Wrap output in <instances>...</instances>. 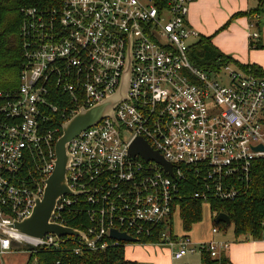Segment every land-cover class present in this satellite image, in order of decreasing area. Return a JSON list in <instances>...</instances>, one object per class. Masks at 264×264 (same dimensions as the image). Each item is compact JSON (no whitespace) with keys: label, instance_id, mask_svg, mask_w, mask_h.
I'll return each mask as SVG.
<instances>
[{"label":"built area","instance_id":"built-area-1","mask_svg":"<svg viewBox=\"0 0 264 264\" xmlns=\"http://www.w3.org/2000/svg\"><path fill=\"white\" fill-rule=\"evenodd\" d=\"M194 1L62 0L53 9L25 11L20 85L0 90L1 254L58 251L70 237L78 252L149 244L142 240L158 236V244L178 249L176 260L203 250L218 257L229 246L174 235L181 180L188 172L202 176L193 196L205 205L211 197L236 195L230 180L247 176L253 161L264 158L255 149L264 147V78L230 64L215 73L193 64L189 46L200 35L187 19ZM130 56L128 97L113 117L69 142L66 177L73 193L59 198L50 221L70 227L72 214L79 226L70 228L83 234L16 229L44 195L63 124L118 91ZM137 138L172 165V174L130 154ZM114 230L135 241L113 238Z\"/></svg>","mask_w":264,"mask_h":264},{"label":"trees","instance_id":"trees-1","mask_svg":"<svg viewBox=\"0 0 264 264\" xmlns=\"http://www.w3.org/2000/svg\"><path fill=\"white\" fill-rule=\"evenodd\" d=\"M160 5H166L168 0H157ZM62 0H0V90L12 91L20 85L22 65L25 59V36L22 25L25 11L31 8L53 9ZM264 0H259V7L239 15L259 14ZM251 48H261L262 44L251 42ZM189 56L193 64L200 68L212 69L218 72L227 64H234L240 70L251 72L264 78V69L256 64H242L231 55L219 50L213 43L211 36H200L191 40ZM62 124V123H61ZM60 126V123H59ZM202 176L188 172L181 180L180 218L183 228L189 232L192 227L203 219L205 204L193 196L194 192L202 188ZM236 190V195L230 199L211 197L208 206L213 216L225 213L231 221L230 227L226 223H215L220 232L233 229L235 240H256L264 235V158L253 161L252 170L247 176L239 175L230 180ZM67 217L70 227L79 226V221ZM172 229V227H171ZM172 231V230H171ZM158 236L144 238L143 243H157ZM80 244L70 237L66 249H40L30 254L27 264H140L138 261L126 257L125 246L109 247L108 249L89 250L79 249ZM22 250V249H21ZM201 264H232L222 252L218 257L201 251Z\"/></svg>","mask_w":264,"mask_h":264},{"label":"crops","instance_id":"crops-1","mask_svg":"<svg viewBox=\"0 0 264 264\" xmlns=\"http://www.w3.org/2000/svg\"><path fill=\"white\" fill-rule=\"evenodd\" d=\"M258 7L259 0H195L190 5L187 23L200 36H211L212 43L223 53L231 55L242 64H256L264 69V5L259 14L235 16ZM254 33L259 34L258 38L252 37ZM251 42L262 44L263 47L251 48ZM226 232L196 237L193 241H227L229 246L221 253L224 252L232 264H264V238L236 241L234 232L227 237ZM221 234L225 236L222 238ZM140 250L138 254L129 257L125 249L126 257L147 264H178L177 261L186 256L176 260L170 249ZM21 252L13 249L0 253V264H27L28 254L23 255Z\"/></svg>","mask_w":264,"mask_h":264},{"label":"water","instance_id":"water-1","mask_svg":"<svg viewBox=\"0 0 264 264\" xmlns=\"http://www.w3.org/2000/svg\"><path fill=\"white\" fill-rule=\"evenodd\" d=\"M131 79V56L127 69L123 75L121 85L116 93L105 98L100 103L90 107L81 108L80 111L63 124V134L56 143V166L53 173L45 181V191L43 197H37L33 213L21 222L15 223V228L25 231L31 235L43 236L47 233L57 235L83 234L70 227H62L50 221L59 198L66 193H73L67 181V165L70 160L69 142L75 138L82 130L97 124L106 117H113L116 106L128 97V89ZM256 150H264L263 146L255 147ZM130 154L141 155L146 161L154 160L162 164L166 171L172 174V165L167 162L158 152L154 151L142 138H137L130 147ZM215 223H226L230 227L231 221L225 213H220L214 218ZM112 237L132 242L135 239L117 231H112Z\"/></svg>","mask_w":264,"mask_h":264},{"label":"rangeland","instance_id":"rangeland-1","mask_svg":"<svg viewBox=\"0 0 264 264\" xmlns=\"http://www.w3.org/2000/svg\"><path fill=\"white\" fill-rule=\"evenodd\" d=\"M230 66L234 69H239L236 65L230 64ZM225 84L228 83V80H224ZM214 227V216L209 208L208 205L204 206L203 211V219L195 224L192 229L189 232H186L182 225V220L180 218V213L177 211L174 215L173 220V233L174 235L183 236V235H189L192 240L196 237H209L213 234L212 228ZM233 229H230L225 233L226 237L232 235ZM224 234H221V237L223 238L225 236ZM125 249L127 250V254L130 257L131 255L138 254V251H141L140 249H170L172 252H175L178 249H172L169 248L166 244H158L157 243H149V244H140V243H128L125 246ZM23 255L28 254V260L30 259V253H28L25 250H20ZM149 252V250H148ZM165 253V252H164ZM166 254V253H165ZM130 259V258H129ZM178 264H201V253L196 252L194 254H187L183 259H181ZM140 264H147L146 262L139 261ZM177 264V263H176Z\"/></svg>","mask_w":264,"mask_h":264}]
</instances>
